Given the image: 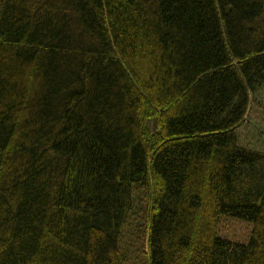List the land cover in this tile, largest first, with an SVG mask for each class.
Wrapping results in <instances>:
<instances>
[{
	"label": "trees",
	"instance_id": "16d2710c",
	"mask_svg": "<svg viewBox=\"0 0 264 264\" xmlns=\"http://www.w3.org/2000/svg\"><path fill=\"white\" fill-rule=\"evenodd\" d=\"M264 0H0V264H264Z\"/></svg>",
	"mask_w": 264,
	"mask_h": 264
},
{
	"label": "rangeland",
	"instance_id": "374dc122",
	"mask_svg": "<svg viewBox=\"0 0 264 264\" xmlns=\"http://www.w3.org/2000/svg\"><path fill=\"white\" fill-rule=\"evenodd\" d=\"M237 136L240 146L264 152V88L252 99L249 117Z\"/></svg>",
	"mask_w": 264,
	"mask_h": 264
}]
</instances>
